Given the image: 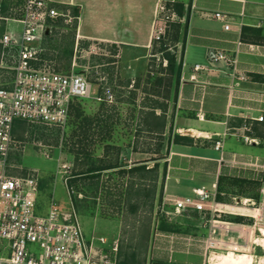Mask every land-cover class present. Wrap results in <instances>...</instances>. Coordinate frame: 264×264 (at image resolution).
<instances>
[{"label":"rangeland","instance_id":"374dc122","mask_svg":"<svg viewBox=\"0 0 264 264\" xmlns=\"http://www.w3.org/2000/svg\"><path fill=\"white\" fill-rule=\"evenodd\" d=\"M162 1L166 11L159 18H166V33L160 41L153 42L149 51L136 54L140 56L137 60L135 53H121L115 45L79 40L72 24L60 21L57 28L49 30L51 36L46 41L43 61L40 59L38 64L47 63L58 72L84 75L93 85L92 97L74 102L63 126L20 121L14 129L16 145L10 153V171L21 175L36 171L39 175L37 214L48 213L52 198L63 209L75 210L88 238L103 236L110 244L117 243V264H162L154 256L157 234L163 225L182 221L185 215L174 213L176 197L166 200L163 136L161 131L151 129L161 128L168 102L177 92L183 42L172 38L174 24L185 25L184 17L176 13L177 5L184 3L186 10L189 0ZM3 22L0 20V39L5 30ZM17 26L10 22L8 29L20 31ZM0 58V88H8L14 71L8 61ZM107 93H112L113 98ZM261 149L250 148L254 152ZM110 163L118 167L102 171L99 178L85 174L91 166ZM142 163H147L146 169L130 170ZM241 217L248 219L245 224L253 222ZM242 230L253 234L252 227ZM238 232L237 237L246 234ZM228 246L232 248L228 251L236 253L213 250L214 260L207 264L230 253L242 264H264V248L260 246Z\"/></svg>","mask_w":264,"mask_h":264},{"label":"crops","instance_id":"0c3cea01","mask_svg":"<svg viewBox=\"0 0 264 264\" xmlns=\"http://www.w3.org/2000/svg\"><path fill=\"white\" fill-rule=\"evenodd\" d=\"M50 1L58 9L68 7L62 11L80 8L76 19L79 40L109 43L121 53L135 56L153 47L159 0ZM2 5L10 7L7 1ZM188 7L184 17L187 33L184 42L179 41L183 45L177 92L168 102L161 128L151 130L161 131L163 136L166 200L194 196V190L204 187L216 192L217 201L230 212L233 198L258 200L259 195L261 175L248 164L264 163V123L252 120L264 114V0H189ZM217 12L233 16L230 30L225 29L226 22L215 18ZM3 23L5 33L9 25ZM212 50L237 56L236 66L224 61L209 65ZM197 64L209 68L195 71ZM248 123L253 125L248 135L261 141L258 146L231 135ZM224 133L227 135L222 137ZM221 137L223 148L217 150L215 142ZM251 147L262 149L254 152ZM186 214L189 216H182L171 231L157 234L156 261L205 264L204 251L196 241L207 237L209 229L195 209ZM223 220L236 225L248 219L230 212Z\"/></svg>","mask_w":264,"mask_h":264},{"label":"built area","instance_id":"2783aa9c","mask_svg":"<svg viewBox=\"0 0 264 264\" xmlns=\"http://www.w3.org/2000/svg\"><path fill=\"white\" fill-rule=\"evenodd\" d=\"M4 1L12 3L8 17L2 12ZM19 1L0 0V20L8 25L10 22L21 25L20 31L7 30L1 39L2 62L5 57L10 59L9 68L14 71V79L10 87L0 88V264H117V243L110 244L103 236L88 238L75 210L63 209L52 198L48 213L37 214L40 178L36 171L27 175H15L10 171L9 157L16 145L13 131L17 121L63 126L72 104L91 98L93 92L92 83L84 75L58 72L47 63L38 64V44L52 29L49 21L72 24L77 18L69 10L56 8L50 0H21L22 4ZM165 11L164 2L159 0L151 37L153 42L160 41L166 33V18H159ZM214 16L226 22V30L231 29L232 15L217 12ZM208 58L209 65L224 61L235 67L237 63V56L228 57L221 51H209ZM208 68L199 64L193 67L195 71ZM107 97L112 99L113 94L107 93ZM252 120L264 123V114ZM252 126L248 123L231 135L240 136L246 144L258 146L261 141L248 135ZM226 135L224 133L222 137ZM222 137L215 142L217 150L223 148ZM248 165L261 175L258 200L233 198L230 212L252 219L251 223L235 225L224 221L223 216L230 213L229 210L217 201L216 192L204 187L194 190V196L174 200L175 214L195 209L202 225L209 229L207 237L196 241L204 251L205 264L214 260L213 250L230 252L228 250L232 248L228 245L250 243L255 249L258 246L264 248V163ZM246 227L253 228L252 235L242 230ZM238 231L246 233L245 237L235 236ZM188 241L194 242L191 238ZM252 256L257 257L256 254Z\"/></svg>","mask_w":264,"mask_h":264},{"label":"trees","instance_id":"16d2710c","mask_svg":"<svg viewBox=\"0 0 264 264\" xmlns=\"http://www.w3.org/2000/svg\"><path fill=\"white\" fill-rule=\"evenodd\" d=\"M9 8H10L9 6H6V7H3V9H2L3 15L5 17L10 16ZM67 8L68 7L63 6V7L59 8V9L63 10V9H67ZM69 9H71V15L73 17H76V18L79 17V15H80V8H78V7H71ZM176 10H177L176 13L178 14V16L180 18H183V17H187L189 7H188V9L185 10L184 3H179L177 5ZM60 21L61 20H51V21H49V25H51V28L52 29L53 28L55 29V28H57L59 26ZM71 26L75 27V29H76L77 28V21L76 20L73 21V23H72ZM3 27H4V23H3ZM174 27H175V34H174L172 40L174 42H179L181 40V38H180V31L183 30V37H182V39H183V42H184V38L186 36L187 28H188L187 21L185 22V25L184 26H182L180 23H176V24H174ZM50 36H51V32L48 31L45 34L43 40L38 44V48H39V51H40L39 52V58L41 60L43 58L44 51H45V48H46V41H47V39ZM164 51H165V49H162L161 50V52H164ZM2 53H3V45L0 42V57H2ZM5 60L10 63V59L8 57H5ZM170 61H171V69H173V66L175 64V59L172 58V59H170ZM180 74H181V65H179L178 70H177V78H176V83L177 84H178L179 79H180ZM153 160H156V159H153ZM147 166H148L147 163H142L140 165H136V166L132 167L130 170L132 172L138 171V170H143V169H146ZM155 166H157V165H155ZM117 167H118L117 164H111V163L108 164V165H105V166H101V167L100 166H91V167L88 168V170L86 171L87 173H85V174H86V176H90V178H92V179H96V178H99L100 177V173L102 171H104V170H110V169L117 168ZM81 174H83V173H81ZM69 187H70V184H69ZM72 200H73V198H72ZM73 204L75 205L74 202H73ZM185 215L189 216L186 213H185ZM185 215H183V216H185ZM178 222L179 221H177L176 223H172L169 226L168 225H163V227L161 228V230H163V231H171V229H172L171 226H175V227H176V225L178 226V224H177ZM157 263L166 264V263H164L162 261H157Z\"/></svg>","mask_w":264,"mask_h":264},{"label":"bare ground","instance_id":"6f19581e","mask_svg":"<svg viewBox=\"0 0 264 264\" xmlns=\"http://www.w3.org/2000/svg\"><path fill=\"white\" fill-rule=\"evenodd\" d=\"M213 264H242V263L236 258L235 254L230 253L228 255L223 254L217 257V260L214 261Z\"/></svg>","mask_w":264,"mask_h":264}]
</instances>
